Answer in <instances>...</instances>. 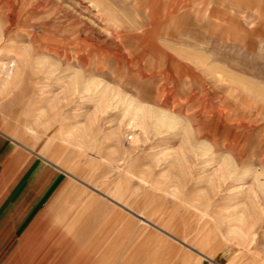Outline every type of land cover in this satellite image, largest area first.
Wrapping results in <instances>:
<instances>
[{
	"label": "rangeland",
	"instance_id": "obj_1",
	"mask_svg": "<svg viewBox=\"0 0 264 264\" xmlns=\"http://www.w3.org/2000/svg\"><path fill=\"white\" fill-rule=\"evenodd\" d=\"M174 1L0 0V132L87 184L1 264H59L69 214L80 264H264V0Z\"/></svg>",
	"mask_w": 264,
	"mask_h": 264
},
{
	"label": "crops",
	"instance_id": "obj_2",
	"mask_svg": "<svg viewBox=\"0 0 264 264\" xmlns=\"http://www.w3.org/2000/svg\"><path fill=\"white\" fill-rule=\"evenodd\" d=\"M174 2L175 7L171 11L177 9V0ZM230 36L227 39L232 40ZM53 160L50 157L47 160L37 150L25 147V145L8 138L0 132V264L35 218L45 198L58 182L61 171L78 180L58 167L53 163ZM78 181L85 184L80 180ZM103 196L113 201L111 198ZM130 213L135 215L131 211ZM135 216L140 219L141 223L162 231L143 217ZM75 219L76 216L73 217L69 214L53 230L61 241L59 244L61 247L58 249L59 264H80L85 260L83 250L77 248L80 242L78 235L85 236L83 235L85 231L78 228V226L76 228L77 219L76 221ZM140 230L139 228L134 236V243H137V245L141 239ZM75 235L78 237L73 238L72 236ZM198 242L200 250L210 248L209 245L201 241ZM190 249L199 254L197 249L193 247H190ZM75 253L77 256H73ZM203 259L197 260L194 264L209 261L207 257ZM212 263L217 264L214 261Z\"/></svg>",
	"mask_w": 264,
	"mask_h": 264
},
{
	"label": "bare ground",
	"instance_id": "obj_3",
	"mask_svg": "<svg viewBox=\"0 0 264 264\" xmlns=\"http://www.w3.org/2000/svg\"><path fill=\"white\" fill-rule=\"evenodd\" d=\"M8 68H9V69H12V68H13V65H10ZM4 69H5V67H4ZM10 77H11L10 72H7L5 79H9ZM164 100H165V102L168 101V99H164ZM168 103H169V102H168ZM172 116H173V115H172ZM166 119H167V118H166Z\"/></svg>",
	"mask_w": 264,
	"mask_h": 264
}]
</instances>
